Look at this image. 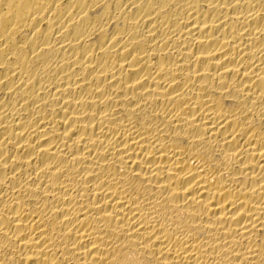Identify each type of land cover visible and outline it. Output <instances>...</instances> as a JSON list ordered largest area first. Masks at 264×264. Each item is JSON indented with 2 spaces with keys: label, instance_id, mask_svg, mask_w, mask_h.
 Segmentation results:
<instances>
[{
  "label": "bare ground",
  "instance_id": "obj_1",
  "mask_svg": "<svg viewBox=\"0 0 264 264\" xmlns=\"http://www.w3.org/2000/svg\"><path fill=\"white\" fill-rule=\"evenodd\" d=\"M0 264H264V0H0Z\"/></svg>",
  "mask_w": 264,
  "mask_h": 264
}]
</instances>
